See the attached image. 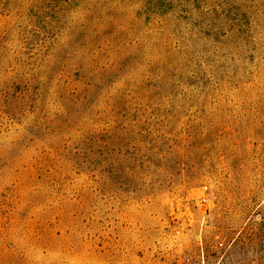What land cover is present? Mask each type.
<instances>
[{
	"label": "rangeland",
	"instance_id": "374dc122",
	"mask_svg": "<svg viewBox=\"0 0 264 264\" xmlns=\"http://www.w3.org/2000/svg\"><path fill=\"white\" fill-rule=\"evenodd\" d=\"M0 264H264V0H0Z\"/></svg>",
	"mask_w": 264,
	"mask_h": 264
}]
</instances>
